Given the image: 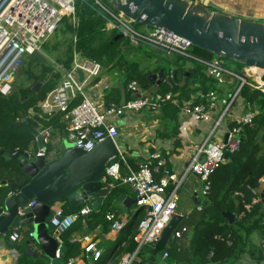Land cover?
<instances>
[{
  "label": "built area",
  "instance_id": "built-area-1",
  "mask_svg": "<svg viewBox=\"0 0 264 264\" xmlns=\"http://www.w3.org/2000/svg\"><path fill=\"white\" fill-rule=\"evenodd\" d=\"M75 5L76 0H0L1 96L10 95L25 58L36 50H42L43 43L54 32L63 17L74 15ZM110 14L112 18H107L106 28L118 30L133 44L143 41L167 54L173 52L185 54L191 47L188 41L165 29L148 26L147 33L139 32L131 26L133 21L125 17L122 12H110ZM206 65L208 75L219 83L226 82L225 74L231 72L224 67L219 57H214ZM79 68L84 72L85 81L100 76L103 67L95 60L82 58L75 54L72 68L65 72L63 80L39 103V110L33 109L31 112L30 118L35 122L36 128L40 129L44 142V147L36 152L39 156L48 153L46 145L50 143L53 128L51 122L57 113H63L67 136L75 146L90 151L106 137L115 140L118 130L111 121L116 117L128 111L158 113L166 102L176 103L177 101L176 94L171 90L166 93L143 94L142 87L136 81H131L128 84V89L135 93L133 99L121 104L109 102L104 109H101L98 104L85 95L84 81L80 82L77 75ZM239 78L242 84L246 82L245 78L240 76ZM172 79V72H170L162 80L173 87ZM252 86L264 92L262 76L258 80H254ZM237 94L222 97L215 91H211L202 95L203 100L189 99L179 103L178 106L196 121H209L218 114L225 116ZM78 97H81L80 101L71 106L72 101ZM256 113V109L251 108L234 116L227 140L205 144L193 158L190 169L203 181L200 193L204 199L207 198L210 189L211 173L227 160L225 154L229 156L230 153H235L238 150L242 129L244 125L253 122ZM173 179L174 176L167 166L166 158L155 152L125 176L121 174V165L117 159H111L106 165L104 174L101 176L100 198L107 197L116 185L124 184L135 192L136 205L141 208L142 217L139 219L136 233L133 236V241L137 244L136 252L143 246L154 245L160 239L173 215L177 213L179 196L176 192L168 193L167 191ZM34 202L31 201L30 205ZM257 202L258 200H254V203ZM203 203L204 201L198 205V209H202ZM246 208L248 210V206ZM92 212L93 208L89 203H85L80 210L75 212L66 213L62 208L52 210L49 224L54 227V231L57 233L59 245L56 256L58 258H62L63 234L78 221L85 220ZM105 218L110 222L112 231L120 232L124 229L125 224L117 214L108 212ZM187 231V227L177 228L173 232L174 238H181ZM22 238L23 235L18 229L12 230L9 234V240L12 243H18ZM83 251V256L70 257L67 264H81L84 257L98 260L102 256V251L91 241L83 246ZM135 256V253L126 255L120 264H132ZM168 257V252L164 251L163 258Z\"/></svg>",
  "mask_w": 264,
  "mask_h": 264
},
{
  "label": "trees",
  "instance_id": "trees-1",
  "mask_svg": "<svg viewBox=\"0 0 264 264\" xmlns=\"http://www.w3.org/2000/svg\"><path fill=\"white\" fill-rule=\"evenodd\" d=\"M110 12L116 13L117 11L110 7L106 0H76L75 13L71 16L74 20L64 16L59 26L57 25V30L55 29L57 43L54 50L57 52L54 58H56V64L61 66L62 71L54 72V66L49 64L47 60L42 62L37 59L28 62L27 66L18 72L10 95L6 97L0 95V99L6 104L0 107L14 110L16 114L22 113L23 115L31 108L39 110V102L58 85L63 74L72 68L75 54L82 58L95 60L105 69L118 70L123 75L125 84L136 81L141 87L146 86L147 88L156 84L149 80L148 75L158 71L159 67L153 69L150 65H144L141 59L138 60L139 58H128L127 53L131 50H142L149 55L155 53L159 59H164V51L156 48L151 49L150 45L143 41L133 44L127 37L116 38L119 31L106 28L107 18H112ZM62 36L65 39L62 40ZM172 54L178 63L190 60L197 65L190 79H195L204 85L210 80L209 86L215 88L216 81L206 73V64L215 57L212 52L191 46L185 54L178 52ZM167 58L165 57V59ZM235 63L240 70H232L233 73L245 78L246 82L242 84L239 78L237 84L233 86V91L240 88L237 97L239 96L244 100L245 109L255 108L257 113L251 124L244 125L238 150L235 153H230L227 160L211 173L209 178L210 189L202 209L194 210L179 225V227L192 229V232H185L181 238L170 242L161 252L167 251L170 261L183 264H205L207 262L236 264V261L248 252L257 260L262 258L261 250H257V252L253 245L248 248L247 238L249 233L256 229H260L264 234V210L260 203H256L250 211H247L244 198L240 193L246 197L249 196V190L258 188L260 180L264 177V92L252 86L253 79L243 76L241 69L245 67L244 64ZM50 74L51 76H49ZM35 77H37L36 81H34ZM262 79L264 81V74ZM38 81H44L40 90H36L34 87ZM189 81L181 86L180 82L173 80L174 85L170 87L168 83L161 80L157 83V92L166 93L171 90L176 94L175 98L178 101L189 99L191 90ZM32 83L33 85H31ZM129 93L131 92L129 91ZM80 99L81 97L74 99L71 106L78 103ZM108 100L116 104L119 103L114 96H110ZM162 110L174 121L173 134L176 135L179 126L177 123L178 104L168 101ZM51 123L53 128L50 142L56 134L62 137L66 131L63 113H57ZM122 192L123 188L118 184L107 197L100 199L101 205L97 210H93L95 214L91 217L95 223L104 222L108 212L118 213L119 208L116 206V200ZM55 208H62L66 213L71 212L65 201L58 202L54 205L53 209ZM226 212L235 216L234 222H230L225 216ZM141 217L140 208L135 222L129 226V229H132L130 232L128 230L127 235L135 233ZM89 222L92 223L91 220ZM51 231H54L53 226H51ZM28 236L29 232H26L20 242L13 244L19 253L15 264H49L48 258L42 255L37 244L26 243ZM130 240L133 241V238ZM188 242L189 244H187ZM131 244L132 249L136 250L137 244L134 241ZM28 249L34 250L36 256L30 254ZM145 251L152 252L153 247L150 245L141 247L138 257H142ZM78 255H84L81 245L64 240L62 259L68 262L70 257Z\"/></svg>",
  "mask_w": 264,
  "mask_h": 264
},
{
  "label": "crops",
  "instance_id": "crops-1",
  "mask_svg": "<svg viewBox=\"0 0 264 264\" xmlns=\"http://www.w3.org/2000/svg\"><path fill=\"white\" fill-rule=\"evenodd\" d=\"M200 2L214 11L235 15L239 18H247L264 22V0H200ZM41 51H43L46 55L43 47ZM165 53L166 52H164V56L168 57L167 59H165V57L164 59H159V56L155 53L151 54V57L148 54L149 62L147 65H150L153 69L155 67H159L158 71L152 72L150 75L159 73L161 68H164L165 75L169 74L173 69H178L183 72L191 68H193L194 71L196 70L197 65L194 62L187 60L183 61V63H178V61L174 58V54ZM47 58L48 56L46 55V60ZM55 59L56 58L51 60L49 63L54 66L53 71H62L61 66L56 64ZM225 68L231 73L225 74L226 82L224 83H219L212 77L216 81L215 88L214 86H209V83H211L210 80H208L207 84L204 85L195 79H190L192 73L190 77L187 78L186 82L180 81L181 86L191 80L189 81V88L191 89L189 99H194L196 101H200L201 99L203 100L204 98H202V95L211 91H215L222 97L235 95L238 93L240 88L233 91V86L237 84L239 76H236L230 67L226 66ZM19 71H21V68ZM253 73L254 69L248 68V77L253 79ZM150 75H148V78ZM261 75L262 73L259 74V77ZM49 76H51V74ZM64 76L65 73L59 83L63 80ZM36 79L37 77L34 78V81H36ZM149 80L156 84L150 88H147L146 86L142 87V93H159L157 92V83L159 82L156 80ZM37 83H41L39 88L36 89L40 90L44 85V81H38ZM83 88L85 95L98 104L101 109H104L110 102V100H108L110 96H114L119 101L117 104H121L135 97V93L128 89V84L124 83L123 75H121V73L116 69L108 70L102 68L100 76L84 81ZM129 91L131 93H129ZM189 99H184L182 101L177 100L176 103L179 105V103ZM1 105L5 106L6 104H4V102L0 99V106ZM178 107L179 111L177 113V123L179 126L176 135L173 134L175 124L174 121L166 115L162 108L158 113L151 111H128L123 115L116 117L111 122L117 126L118 130V135L116 136L115 141L120 149V159L117 158V160L120 162L121 174L123 176L129 174L131 169L137 168L138 164L145 160L151 153L155 152L166 158L167 166L170 169L171 174L174 176V179L171 180L167 191L168 193L176 192L179 196L177 213L182 215L181 224L184 218H186L194 210H200L198 209V205L201 202L206 201L200 193L203 181L190 169V164L193 161V158L196 157V155L200 152V149L205 144L209 142L225 141V139L227 140L232 119L234 116L244 113L246 109L244 100L236 95L233 98L232 104L229 106L228 112L225 116L218 114L215 115L212 120L199 122L194 120L191 115L185 114L181 110L180 106ZM33 109L34 108L29 109L25 115L22 113L16 114L14 110H9L8 108L0 109V151L4 149L6 152H9L17 149L28 148L35 152L38 150L36 136L31 132L29 126L27 125L30 124L36 128L35 122L32 118H30ZM64 135L67 136V128L63 133V136ZM52 141L53 140H51V142ZM58 142L59 141H57V143ZM6 152H0V181L7 180L19 183L25 182L27 177L25 178V175L19 168V161L11 158ZM119 186L123 188L121 195L136 198V194L131 187L124 184H119ZM263 189L264 177L260 180V186L258 188L249 190V196L246 197L243 193H240V195L244 198L245 208L248 206V210L246 208L247 211H250L253 206L256 205L254 200H258L257 204L260 203L262 209L264 210L263 203L260 200V193ZM9 193L10 189L8 186L0 185V206L3 204L4 199ZM116 201V206L119 208L117 216L125 224L122 231H112L110 222L106 219L104 222L95 223L91 218L95 213L92 212L85 220L78 221L72 228H70V230L63 234V240L69 243H73V241H75L83 248L87 242L91 241L94 242L95 246L102 251V256L98 260H95L92 257L87 259L84 257L83 263L81 264H120L123 257L134 253L136 256L132 264H136L139 261L147 260L150 256L151 252L145 251L144 255L139 258V251L136 252L137 249H132L131 242L133 243V241H131L130 238H133L136 231L135 233L132 231V234L127 235L128 230L130 232L132 229H129V226L135 222L140 208L137 209L136 204L131 208H127L122 201L119 200V198H117ZM89 220H91V224ZM12 230L14 229H10L7 235L0 234V256L6 257L8 261L6 264H14L16 254L19 255L18 250L13 246L15 243H12L9 240V234ZM18 230L22 233L23 238L24 234L29 232L27 228H21ZM188 231L192 232V229H188ZM175 239L177 238H174L173 240ZM247 239L248 248L250 245H253L256 248V251L261 250L262 258L257 260L248 252L244 253L241 258L236 261V264H264V234L262 231L260 229L252 231L249 233ZM187 244H189V242ZM151 246L153 247L154 245H150V247ZM78 256L81 257L83 255ZM159 258L161 260H166L168 262L167 264H183L176 261H170L169 258H163V253L159 255ZM156 261L145 264H156Z\"/></svg>",
  "mask_w": 264,
  "mask_h": 264
},
{
  "label": "water",
  "instance_id": "water-1",
  "mask_svg": "<svg viewBox=\"0 0 264 264\" xmlns=\"http://www.w3.org/2000/svg\"><path fill=\"white\" fill-rule=\"evenodd\" d=\"M110 7L122 12L136 24L165 29L188 41L191 46L209 50L215 57L242 63L246 68H257L264 74V22L239 18L223 12L212 11L200 1L191 0H106ZM119 33L116 38H123ZM46 61L43 51L36 50L27 57L28 62ZM194 71L173 69L175 82H186ZM80 82L84 81V72L77 69ZM165 76L164 68L149 76L152 81L160 82ZM41 83L36 84V89ZM232 104V103H231ZM231 106V105H230ZM36 136L38 149L44 147L40 129L27 124ZM60 142L62 154L49 160L47 155L39 156L32 149H17L7 153L19 161L25 182L1 180V186H8L10 193L0 206V234L7 235L10 229L27 228V244H37L49 264H67L56 256L58 249L57 233L51 231L48 221L54 205L67 202L71 212L80 210L89 203L93 209L100 206L101 176L108 162L120 155V149L114 139L106 137L90 151L83 150L68 142L64 135ZM226 141V139H225ZM228 158V154H225ZM119 200L131 208L137 199L121 195ZM264 206V189L260 193ZM31 201H35L30 205ZM139 207L137 206V209ZM225 216L233 222L235 216L226 212ZM182 215L175 213L165 227L160 239L154 244L147 260L136 264L155 262L157 256L174 239ZM33 256L36 252L27 250ZM18 254L14 258L16 263Z\"/></svg>",
  "mask_w": 264,
  "mask_h": 264
},
{
  "label": "rangeland",
  "instance_id": "rangeland-1",
  "mask_svg": "<svg viewBox=\"0 0 264 264\" xmlns=\"http://www.w3.org/2000/svg\"><path fill=\"white\" fill-rule=\"evenodd\" d=\"M211 9V8H210ZM212 10V9H211ZM212 11H214V10H212ZM215 12H218V11H215ZM224 13V12H223ZM66 17H69L72 21L74 20L71 16H69V15H66ZM263 22V21H262ZM60 24V23H59ZM59 24H58V26H59ZM134 29H136L137 31H139V32H146L147 33V25H141V24H136V23H134V22H132V25H131ZM57 30V29H56ZM56 30H54V32L52 33V34H50V36L45 40V42H44V45H43V50L45 51V53H46V55L48 56V58H47V62L48 63H50L51 62V60H53L54 59V55H55V53L57 52V51H55L54 50V46L56 45V43H57V33H56ZM63 39H65V37H63L62 36V40ZM149 47H151V49L152 48H154V47H152V46H149ZM127 56H128V58H139L138 60H140L141 59V61L143 62V64L144 65H147V63L149 62V59H148V57H149V55L147 54V53H144V52H142V50H131V51H129L128 53H127ZM150 57H151V55H150ZM154 58H155V56H154ZM222 60V63H223V65H225V67L226 66H228V67H230L232 70H236V69H239V66L235 63V62H233V61H229V60H227V59H221ZM28 63V61H27V58H25V60H24V62H23V64H22V66L20 67V68H23V67H26L27 64ZM240 70V69H239ZM241 72L243 73V76L244 77H247L248 78V68H246V67H243L242 69H241ZM261 73V71L260 70H258V69H254V73H253V79L254 80H256V79H259L260 77H259V74ZM262 76V75H261ZM31 85H33V83L31 84ZM36 85V84H35ZM35 85H34V87H35ZM57 140H56V139ZM55 138L54 139H52L53 141L52 142H50L49 144H47V148H48V159H51V158H57V157H59L61 154H62V149H61V146L59 145V143L63 140V139H60V138H62V137H59L57 134L55 135ZM59 138V139H58ZM66 140L68 141V142H71V143H74L68 136L66 137ZM57 141H59L58 143H57ZM263 233V232H262ZM255 237V236H254ZM160 255V254H159ZM159 255L157 256L158 257V259H157V261H156V264H167L168 262L166 261V260H161L160 258H159Z\"/></svg>",
  "mask_w": 264,
  "mask_h": 264
},
{
  "label": "bare ground",
  "instance_id": "bare-ground-1",
  "mask_svg": "<svg viewBox=\"0 0 264 264\" xmlns=\"http://www.w3.org/2000/svg\"><path fill=\"white\" fill-rule=\"evenodd\" d=\"M249 69H257V68H249ZM258 70H260V69H258ZM260 71L262 73V70H260ZM7 262L8 261H7L6 257L0 256V264H6Z\"/></svg>",
  "mask_w": 264,
  "mask_h": 264
}]
</instances>
